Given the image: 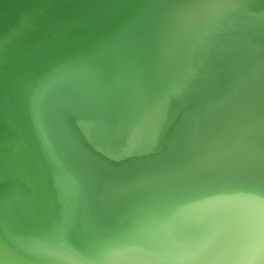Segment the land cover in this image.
Listing matches in <instances>:
<instances>
[{
    "label": "clouds",
    "instance_id": "clouds-1",
    "mask_svg": "<svg viewBox=\"0 0 264 264\" xmlns=\"http://www.w3.org/2000/svg\"><path fill=\"white\" fill-rule=\"evenodd\" d=\"M129 19L153 50L147 66L132 62L108 79L79 54L80 72L37 69L23 92L21 135L32 129L25 147L34 187L42 184L48 198L18 224L20 264H264V0H148L113 14L117 27ZM178 105H195L199 117L193 176L166 166L118 177L81 127L83 119L92 133L103 127L110 146L126 153L121 160L145 145L159 156L170 148ZM222 172L252 181L260 198L232 206L211 231L191 205L201 173ZM69 184L72 211L55 203ZM98 184L111 213L90 210Z\"/></svg>",
    "mask_w": 264,
    "mask_h": 264
},
{
    "label": "water",
    "instance_id": "water-1",
    "mask_svg": "<svg viewBox=\"0 0 264 264\" xmlns=\"http://www.w3.org/2000/svg\"><path fill=\"white\" fill-rule=\"evenodd\" d=\"M148 0H0V264H20L22 249L18 224L24 212L39 211L41 200L48 198L42 184L34 187L35 163L25 147L32 129L25 127L21 135V97L33 80L36 70H51L73 76L79 54H87L94 65L102 67L111 79L123 66L137 62L148 65L154 54L137 22L129 19L118 27L113 14L125 4H142ZM259 10V9H256ZM170 148L153 156L145 145L142 154L121 160L126 153L113 149L107 131L98 127L90 132L88 119L81 127L95 150L113 164V174L134 179L140 170L171 166L185 170L190 176L199 169V117L191 110L177 106ZM191 111L192 126L186 124L185 113ZM199 199L192 202L191 213L205 228L216 231L226 222L228 209L238 204H252L260 194L252 181L237 172L204 175ZM91 211L111 213L100 197L102 185L90 188ZM57 208L73 210L75 192L71 184L55 192ZM77 215L82 209L77 206ZM66 255L71 261L73 253ZM242 258V256H238Z\"/></svg>",
    "mask_w": 264,
    "mask_h": 264
}]
</instances>
